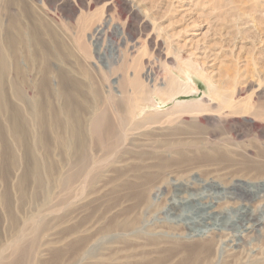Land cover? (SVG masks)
<instances>
[{"label": "rangeland", "instance_id": "rangeland-1", "mask_svg": "<svg viewBox=\"0 0 264 264\" xmlns=\"http://www.w3.org/2000/svg\"><path fill=\"white\" fill-rule=\"evenodd\" d=\"M0 52L9 60L0 80L6 88L0 89L23 127L12 137L9 111L0 113V264H85L69 235L95 222L105 225L104 209L118 200L101 191L96 198L102 204L66 206L100 189L72 174L81 171L80 155L89 166L107 152L104 140L110 136L101 137L100 145L88 133L85 148L73 138L99 109L113 124L114 117L126 115L127 129V109L149 103L148 110L159 114L145 119L146 113H138L133 123L154 122L142 131L167 125L170 117L171 135L202 137L207 144L227 139L232 150L264 151V0H0ZM186 70L196 79L194 87L182 80ZM139 129L132 131L141 134ZM137 146L151 148L135 143L136 152ZM36 163L39 183L27 175ZM231 168L170 176L168 189L152 190L156 207L140 226H183L194 237L221 233L215 240L222 256L235 252L239 262L264 254V232L256 221L264 220V176L248 179L253 174ZM119 201L124 208L118 219L128 209L125 198ZM48 213L58 218L32 227ZM19 234L25 247L21 240L17 251H6ZM90 235L84 248L89 259L98 249L114 248L115 239L103 238L98 246L100 238Z\"/></svg>", "mask_w": 264, "mask_h": 264}, {"label": "bare ground", "instance_id": "bare-ground-1", "mask_svg": "<svg viewBox=\"0 0 264 264\" xmlns=\"http://www.w3.org/2000/svg\"><path fill=\"white\" fill-rule=\"evenodd\" d=\"M0 54L2 53L0 52ZM3 56L0 55V60H1L0 80L3 79V77H5L6 75L5 71L7 68L5 69V64L8 63L9 61L7 60V62H5L6 59ZM184 78L186 79L184 80ZM182 80L184 84L187 85L189 88L195 86L194 83L196 79L187 70L183 72ZM2 82H0V84ZM9 86L12 88L11 84ZM13 86L15 87V91H16L17 85L15 84ZM0 87H2L3 90L6 88L5 85L4 87L3 86ZM173 94L174 93L167 94L166 98L171 99ZM130 100H131L130 103H132V99ZM152 101H154L153 102L154 104L151 102L153 105L158 104L157 101L155 100ZM146 105L148 106L149 103H144V105L138 107L139 108L138 111H134L133 108L132 110L134 112H132L131 109L130 111H128L129 109H127V112H129V114L132 115V117H130L129 119L132 118L133 121L136 120L134 117L141 112H143L144 114L146 113L144 117L145 119H148V117L151 115L159 114V112L158 113L156 112L157 110L155 111L148 110ZM8 106L6 104L2 90L0 89V113L7 108V111H9V113L7 114V120L10 122L9 124L10 126L8 125L9 128L7 127V129L9 130V131L7 130L8 134L10 133L12 137L17 138L22 132L23 127L18 122V116L15 114L16 110L14 108L9 109ZM119 106L120 105L117 102L115 104V107L117 108V111L120 113ZM126 106H127V100H126ZM170 110L171 108L168 111ZM167 113L164 112L162 113L164 114L163 118L166 119L165 116L167 115ZM172 113H174V111ZM129 114L128 116H130ZM118 117L119 119H121V121L123 120V122L117 123V121L119 120ZM118 117H114L115 118L114 124L111 122L109 123L108 121L109 117H106L105 111L99 109V112L93 116L91 121H89L90 122L89 125L86 126L84 123H83L84 125H82L81 123L78 125L77 131H73V138H75L77 144L81 148H85L84 146L85 140L89 139L88 133L97 137L99 143L101 142V137L103 136L106 137L110 136L111 138H109V140L107 139V141L104 140L105 142L104 146H106L107 152L104 153V155L102 156L101 162L98 163L97 161H93L91 165L86 166V164L84 163L85 156L80 155L81 171H79L78 174H76L75 172L72 173L75 175V177L80 179V181L81 180L84 182L90 181L94 183L95 186L100 187V189L95 190L93 188V190L91 191L80 194L78 197L74 199V201L70 200L69 202H67L66 204L67 208H70L71 206L81 207L87 203L91 204L95 202L98 204H102L104 201L100 200L99 202H97L98 199L96 198V196H98L101 193V191H103L105 195H108L109 200L110 198L115 199L118 197V200L108 205L106 209H104L103 211L104 213H107L108 216L105 219L106 222L105 225H102L100 221L99 223L95 222L92 226L90 225L89 228L78 230L75 235L72 234L69 235V238H73L78 242L77 251L80 250V253H77V256L78 257L80 256V258L86 261L85 264H264V254L262 252L252 254L251 257H245L246 260L243 262H239L240 259L234 257L233 254L235 252L229 255L224 254L226 258L229 257L230 259V260L227 259L225 260L224 255L222 256V251H220L219 249L218 241L217 239L215 240V236H219L221 240L222 234L218 232H210V234L207 236L202 235V236L194 237V236H186L183 231L184 229L183 226L165 224V226H161V227H165L164 230L157 229L158 226L148 227V228L142 227V225L140 226V224H143V222L145 221L144 219L146 215L149 212L151 213L152 211H154L156 207V204L152 200L153 196H151L152 190H160L163 188L168 189L170 176L171 177L173 176V179H179L183 175L194 172L195 169H199L200 170L199 172H202L203 175H207L211 173V171H213L214 173V171L216 170L222 171V169L224 168L234 167V169L231 168L233 170L231 172L234 171L239 172L240 170H246L245 174H249V173L253 174V177H248V179L249 178L257 179L258 177L264 176V151L260 150L259 148L253 149L254 147L252 149L247 147H241V148L238 147L240 148L238 151L234 149L232 150L231 147L233 146L231 147L228 146L229 144L228 141H226L227 139L219 140L218 142L212 141L210 142V144H207L205 141L207 140L206 138L192 136L189 134L171 135L173 134V130L175 129L174 128L172 129L170 126V124L173 123L170 117H168L167 119V125L158 126V127L154 126L155 128L154 130L151 127H148L149 129H151V131L147 129L146 131H142L141 127L150 125L151 123H154L153 121L141 122L140 124L139 122H137L135 124L131 120L130 123L132 126L131 127L127 126V129H125L128 123V122L126 123L124 122L126 115L122 114V115H118ZM134 129L141 130L142 131L141 134H138L137 132H136L137 134H135V132L132 131ZM87 130L90 131L88 132ZM152 132L154 133V135ZM102 143H100V145ZM135 143H140L141 146L150 145L151 148H144V146L143 147L137 146L140 147V149L139 151L136 152L134 149H132V146ZM198 143L200 144L202 143V145ZM13 157L14 156L10 158ZM216 165H222L223 168L212 170L211 168ZM208 168L209 170L210 169L211 170L208 171L207 170ZM29 174H31L34 177L33 179L36 182L37 181L38 183L40 182L39 179L40 168L37 163L32 165V168H30L29 173H27V175ZM103 185H105V187ZM232 185L233 188H236L235 183H233ZM123 198H125V201L127 202L128 209L126 214L124 215L122 214L123 217L118 219L120 212L124 208V206L119 200ZM214 208L220 210L218 205H215ZM56 218L58 217L48 213L46 216L44 215L43 217H41L39 221L38 220L32 221V223L34 222V224L31 223V225L33 228L36 227L37 229V226L39 228V225H42L45 222L44 220L52 219L53 221ZM256 221L257 224L261 226V231L264 232V220H256ZM246 229H249V226H246ZM27 230L24 232L27 233ZM30 230L32 231V229ZM33 233L31 235H34ZM90 233H91L90 236L95 237L96 241L100 238V240L96 243L98 246L103 242V238L105 239L108 238L112 240L115 239L116 241L111 242L110 248L114 247L117 249L108 248L107 252H103L104 249L102 251L98 249V252L95 253V255L93 253V257L89 259L90 256L89 257L86 256V253L84 252L85 251L84 248L86 246V242H88V240L90 239V237H88V234ZM19 237L20 234L14 241L9 242L6 245L5 250L11 251L16 249L15 251H17L19 241L21 240L23 242L21 246L25 247L24 237L23 239ZM28 238L26 237L25 239ZM65 240L68 239L66 238ZM119 247L120 250H118ZM79 260L80 259H78V261Z\"/></svg>", "mask_w": 264, "mask_h": 264}]
</instances>
